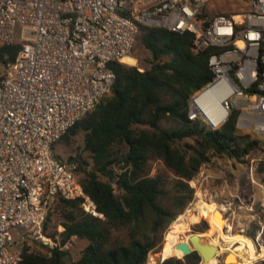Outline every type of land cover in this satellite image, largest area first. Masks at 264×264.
<instances>
[{
  "label": "built area",
  "instance_id": "built-area-1",
  "mask_svg": "<svg viewBox=\"0 0 264 264\" xmlns=\"http://www.w3.org/2000/svg\"><path fill=\"white\" fill-rule=\"evenodd\" d=\"M222 1L0 0V44L19 45L0 78V264H20L13 247L25 236L43 238L56 196L82 198L86 212L103 218L77 162L53 147L110 91L109 63L132 54L140 25L191 32L194 52L210 49L212 76L190 97L188 119L214 130L236 110V126L264 138V0L212 12ZM258 159L249 179L264 189L253 176ZM228 193L253 211L254 194Z\"/></svg>",
  "mask_w": 264,
  "mask_h": 264
},
{
  "label": "trees",
  "instance_id": "trees-1",
  "mask_svg": "<svg viewBox=\"0 0 264 264\" xmlns=\"http://www.w3.org/2000/svg\"><path fill=\"white\" fill-rule=\"evenodd\" d=\"M137 40L148 56V67L111 61L115 78L110 91L59 138L69 143L82 134V150L89 159L77 153L67 160L77 162L83 191L103 218L86 212L82 198L56 196L42 231L54 238L57 231L49 232L48 222L58 214L63 227L59 245L42 252L20 242V264H65L68 251L62 246L74 236L88 243L70 264H146L149 252L160 251L161 246L163 257L157 264H199V254L183 255L173 234L161 243L162 231L193 199L188 181L213 157L248 164L254 149L264 150L263 137L243 133L236 126V110L214 130L188 119L190 97L212 76L210 49L194 52L191 32L140 25ZM18 49L17 44H0V65L12 62ZM132 56L136 57L133 51ZM165 119L174 123L161 127ZM152 159H159L173 174L170 188L160 172L150 175ZM253 176L264 185V159L255 163ZM204 213L210 215L204 216L211 219L210 227L197 234L209 233L213 226L212 213ZM197 227L204 231L205 219ZM166 248L180 257L167 255ZM250 264H264V259Z\"/></svg>",
  "mask_w": 264,
  "mask_h": 264
},
{
  "label": "rangeland",
  "instance_id": "rangeland-1",
  "mask_svg": "<svg viewBox=\"0 0 264 264\" xmlns=\"http://www.w3.org/2000/svg\"><path fill=\"white\" fill-rule=\"evenodd\" d=\"M240 4L241 3H239V1L237 0H223L220 5H216L215 9H213L212 12L216 11V12L228 13L227 9H230L231 8L230 6L232 5L237 6ZM133 53L136 55L137 58L133 57L131 54L130 56L131 58L125 59L124 61H122V63L129 65L138 64L141 67L147 68L148 63L146 62V58L148 56L140 48L138 40L134 46ZM5 68L6 67L0 65V76L3 74ZM173 123L174 122L172 120L165 119L160 122V126L170 127ZM247 132L252 134V136L254 137L261 138L260 135L256 134L251 130H243V133H247ZM53 151L55 155L63 159L67 158L68 156H74L77 153H81L83 157L89 159L88 153L82 150V134H78L74 136L69 143H65L64 140L59 139L54 144ZM255 158L264 159V150L259 148L254 149L251 154V157H249L248 164L233 163L232 161L228 160L225 157H213L210 163L202 164L199 168L198 173L191 180L188 181L189 186L194 189L193 199L187 204L185 209L176 216V218H178L180 214H183L186 211L192 213L198 212L199 199L210 201L211 203L210 207H204L201 210L199 219L196 222L190 223L186 231L178 232L172 229L169 226L170 225L169 224L166 227V229L162 231L161 243L163 244L165 238L171 234H173V238L177 242H179V241H183V237L186 239L188 238L185 236V234L188 235L194 232L197 233L205 232L210 227L211 219H209L208 221L204 217L205 215L207 216L208 214L204 212L210 211L212 213V224H213L210 231H212V229L215 228L217 229L218 234H225L228 237L232 236L235 238H239L243 236L248 238L251 241L252 245L254 246L256 254L259 256L258 258L249 261L247 264H250L251 262H254L258 259H261L262 253L260 251V247L261 246L264 247V229L261 235L258 238L256 237L260 231V225L263 224V214L261 212V208H262L261 204L264 202V189H262L258 184L251 183L249 179L250 164H251L250 160H254ZM256 162L257 160L253 164V169L255 167ZM149 166H150V175H154L157 172H160L166 179V188H170L171 184L173 183L174 176L169 170H167L164 167L163 163L159 159H152L149 162ZM101 178L106 179L104 176H101ZM257 182L259 183V180ZM228 190H230L232 194L235 193L238 196L245 198L248 197L249 194H254L256 197V205L254 206L253 211H246L242 208H239L237 203V198L230 196ZM115 193L116 194L119 193V190L115 189ZM203 219H205L208 227L204 231H200L197 226L200 225ZM59 222H60V218L56 213L52 215L51 220L48 222V227H49L48 231L49 232L57 231L54 238L51 239L50 237H48L42 231V227H41V235L43 236V238L38 237L39 235L38 233H33L30 236H25L23 241L29 244L31 250H36V251L41 250L42 252L46 251L47 246L51 247V246L59 245V241H60L59 232L63 229V227L60 224H58ZM12 233L16 234L15 231H12ZM200 235H205V234H200ZM209 235H211V233H209ZM214 240L215 238L212 239L215 245V251H218L219 248L217 247ZM218 240L221 246L226 247L228 245L225 241L221 239ZM228 240L232 241L234 239L229 238ZM20 242L13 247L15 253H18V248H20L21 246ZM87 243L88 242L86 239H82L74 236L64 246H62L63 249L68 251V256L66 257L65 264H70V261L77 260L78 257L80 256L82 249L87 245ZM161 256L163 257L162 250H161V254L160 251L149 252L146 264H149L150 262H152L153 264H157V261L161 259L160 258ZM174 256L180 257V254L178 256L177 255ZM222 259H223V253L217 252L211 264H225L223 263Z\"/></svg>",
  "mask_w": 264,
  "mask_h": 264
},
{
  "label": "bare ground",
  "instance_id": "bare-ground-1",
  "mask_svg": "<svg viewBox=\"0 0 264 264\" xmlns=\"http://www.w3.org/2000/svg\"><path fill=\"white\" fill-rule=\"evenodd\" d=\"M130 56L131 55L124 57L122 59V61H124L127 58H131ZM210 205H211L210 201H205L204 199H199V201H198L199 211L198 212L192 213V212L186 211L185 213L180 214L178 216V218H176L174 221H172L169 226L175 230L186 231L187 228L189 227L190 223L196 222L199 219V216L201 214V210L204 207H210ZM209 233H211V235H209ZM209 233H206L205 235L197 234V236L199 237L198 238L199 243L211 244L215 247V245L212 241V239L215 238L214 241H215L217 247L219 248L218 251H214L213 256H211L208 260H206V264L212 263V260L214 259L215 254L217 252L223 253V259H224L225 264H247L249 261L258 258V256H259L256 254L255 248L252 245L251 241L244 236L239 237V238H235L232 236L228 237L225 234H218V231L215 228L212 231H210ZM185 236L189 238L190 234H188V235L185 234ZM229 238H233L234 240L229 241L228 240ZM218 239L225 241L228 245L226 247L221 246L219 244ZM161 250H160V254H161ZM260 251L262 253L261 255H263L264 254V247L263 246H261ZM165 253L167 255H177V256L179 255V253H177V252H171L168 248L165 249ZM149 264H153V263L150 262Z\"/></svg>",
  "mask_w": 264,
  "mask_h": 264
},
{
  "label": "water",
  "instance_id": "water-1",
  "mask_svg": "<svg viewBox=\"0 0 264 264\" xmlns=\"http://www.w3.org/2000/svg\"><path fill=\"white\" fill-rule=\"evenodd\" d=\"M198 238L197 232L191 233L188 240L179 241L176 247L182 250L183 255L196 251L201 258L200 264H203L214 255L215 247L211 244L199 243ZM222 260L224 263V259Z\"/></svg>",
  "mask_w": 264,
  "mask_h": 264
}]
</instances>
